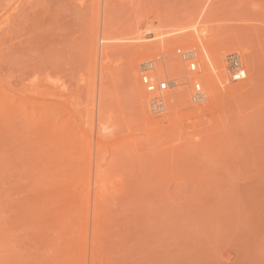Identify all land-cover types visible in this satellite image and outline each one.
<instances>
[{"label": "rangeland", "instance_id": "1", "mask_svg": "<svg viewBox=\"0 0 264 264\" xmlns=\"http://www.w3.org/2000/svg\"><path fill=\"white\" fill-rule=\"evenodd\" d=\"M0 264H264V0H0Z\"/></svg>", "mask_w": 264, "mask_h": 264}, {"label": "bare ground", "instance_id": "2", "mask_svg": "<svg viewBox=\"0 0 264 264\" xmlns=\"http://www.w3.org/2000/svg\"><path fill=\"white\" fill-rule=\"evenodd\" d=\"M152 31V29L150 28V29H148L147 30V32L148 33H150ZM157 39H158V41H159V43H162V42H165L166 41V37H167V33H160V34H156V36H155ZM201 40V36H198V37H196V38H194V40L191 42V44H189V46H187V47H185V48H188V47H195L196 46V44H197V42L198 41H200ZM100 41L101 42H113V41H117V38H105V37H101L100 38ZM177 51V50H176ZM220 53H222V52H220ZM226 52L224 51V54H225ZM106 54V53H105ZM153 55V54H152ZM211 54H209V52H208V50H206V49H201L200 50V52L198 53V57L202 60V63L203 64H201L200 62H198L199 61V58H198V60H197V62L199 63V65L198 66H200V70L199 71H203L204 70V68L206 67H210V69H211V71H213V72H211V75H214V74H217V71H219V69L217 70L216 68H215V65H213V64H215V63H213L215 60H216V58H217V55H216V58H214L215 56L214 55H211ZM218 55H219V53H218ZM156 56H157V54H156ZM212 56H214V57H212ZM223 56V53H222V55H221V57ZM103 57H105L104 56V54H103ZM149 57V56H148ZM147 57V58H148ZM153 57L154 58H156L155 57V55H153ZM219 57V56H218ZM160 58H162L161 60H163V57H160ZM212 58H214V60L212 59ZM105 59V58H104ZM157 59V58H156ZM203 60H204V62H203ZM222 60V59H221ZM102 61H104L103 59H102ZM160 61V60H159ZM158 61V62H159ZM218 61H220V60H218ZM223 61V60H222ZM161 62V61H160ZM212 62V63H211ZM161 63H163V62H161ZM160 63V64H161ZM173 63H174V61H173ZM177 63H178V61H177ZM205 63V64H204ZM165 64V63H164ZM181 64V63H180ZM166 65V64H165ZM171 65H172V63H171ZM175 65V63L173 64V67H175V68H177V69H173L175 72H177V70H178V67L177 66H179L178 64L176 65V66H174ZM186 65V64H185ZM217 65V64H216ZM160 66H164V65H160ZM167 66V65H166ZM165 66V67H166ZM169 66V65H168ZM182 67H186V66H184V63L183 64H181V66H180V68H179V72H178V75H181V73H180V69H183ZM218 67V66H217ZM168 68V67H167ZM165 69V71L167 70V72H169V70L168 69ZM170 68H171V66H170ZM187 68H189V65H188V67H186V69H185V71H186V73H188L187 74V76L189 77V79L191 80V83L193 82V81H195L194 79H196L197 78V76H196V74L197 73H192V72H190ZM219 68V67H218ZM157 69H159V70H157ZM157 69H156V71H154V72H151L150 74H148V75H146V76H144V79L143 80H145L146 81V87H145V94H146V96H144L143 95V98L145 99V97H147L148 96V98H151V97H153V93L151 92V89H153V88H155V82L157 81L156 80V78L159 80V79H161V77L163 78V72L165 73V71H163L164 69H160L159 67H157ZM172 70V69H171ZM171 70H170V72H171ZM184 70V69H183ZM185 71H183V72H185ZM182 72V73H183ZM158 73V76L156 75ZM200 73V72H199ZM198 73V74H199ZM176 75V74H175ZM182 75H184V73L182 74ZM195 76H196V78H195ZM201 81V80H200ZM208 81V80H207ZM205 82V81H204ZM208 83V82H207ZM196 84H200V85H202L200 88H199V90H201V93H200V95H203L204 96V98L206 97L207 99H209L210 101L212 100V98H213V94H214V92L212 93V91H210L209 89H206V87H203L204 85H203V82H202V84L200 83V82H196ZM192 85V84H191ZM192 87H193V85H192ZM193 91H194V89H193ZM177 93V92H176ZM173 94V93H172ZM171 93H166V94H164V93H162V95H163V98H161V99H159L158 100V102L159 101H161L162 102V104H163V106H164V108L163 109H165V107H166V109L168 108V106L170 107V105H173L174 103V100H175V97H177V95L178 94H175L174 96L172 95ZM176 99H179V98H176ZM208 100V101H209ZM145 101H146V99H145ZM176 101V100H175ZM179 101V100H178ZM177 101V102H178ZM147 102V101H146ZM173 103V104H172ZM177 104V103H176ZM173 106H175V105H173ZM98 107V106H97ZM172 107V106H171ZM148 108V107H147ZM200 107H198V109H199ZM97 109V108H96ZM165 109V110H166ZM171 109H173V108H171ZM147 110V109H146ZM168 110H170V109H168ZM148 112V111H147ZM167 113H168V111H167ZM163 116V115H162ZM163 118V117H162ZM99 119H100V115H99ZM100 121V120H99ZM99 125H102L103 127L102 128H100L101 129V131H105L106 130V127H105V125L104 124H102V121H100L99 122ZM99 183V182H98ZM95 185V184H94ZM93 185V186H94ZM99 185V184H98ZM95 192H96V190H95Z\"/></svg>", "mask_w": 264, "mask_h": 264}, {"label": "built area", "instance_id": "3", "mask_svg": "<svg viewBox=\"0 0 264 264\" xmlns=\"http://www.w3.org/2000/svg\"><path fill=\"white\" fill-rule=\"evenodd\" d=\"M177 54L180 55L184 61H188L190 72L197 73L199 71L198 62L196 61V55L193 53V51L183 52L182 50H177ZM228 70L233 82H242L246 79L247 72L238 54H232L228 57ZM143 83L146 84V81L143 80ZM168 87V82L162 81L158 85H156L155 88L151 89V92H158L159 94H161L162 92L168 90ZM194 87L197 94L194 96V100H197V102H201L200 98H202V95H200L199 84H195ZM154 107L160 110L163 109V104L161 101H156Z\"/></svg>", "mask_w": 264, "mask_h": 264}]
</instances>
